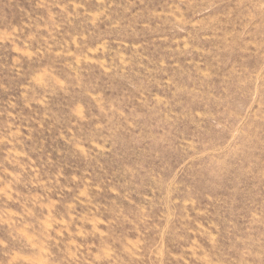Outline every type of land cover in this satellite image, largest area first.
<instances>
[{
	"label": "rangeland",
	"instance_id": "obj_1",
	"mask_svg": "<svg viewBox=\"0 0 264 264\" xmlns=\"http://www.w3.org/2000/svg\"><path fill=\"white\" fill-rule=\"evenodd\" d=\"M0 264H264V0H0Z\"/></svg>",
	"mask_w": 264,
	"mask_h": 264
}]
</instances>
